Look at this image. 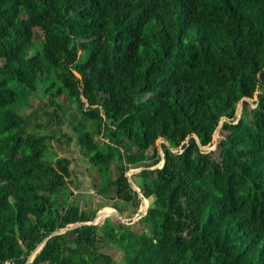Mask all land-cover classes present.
Here are the masks:
<instances>
[{"label": "trees", "instance_id": "1", "mask_svg": "<svg viewBox=\"0 0 264 264\" xmlns=\"http://www.w3.org/2000/svg\"><path fill=\"white\" fill-rule=\"evenodd\" d=\"M37 91L49 131L25 127ZM60 135L134 212L143 167L146 212L48 236L97 211L57 197ZM46 236L27 264H118L106 241L124 264H264V0H0V264Z\"/></svg>", "mask_w": 264, "mask_h": 264}, {"label": "rangeland", "instance_id": "2", "mask_svg": "<svg viewBox=\"0 0 264 264\" xmlns=\"http://www.w3.org/2000/svg\"><path fill=\"white\" fill-rule=\"evenodd\" d=\"M42 39V31L39 28L35 29V36H34V40L38 43L40 40ZM254 99L251 98L249 99V101L251 102ZM28 107L25 108L24 112L27 115V124L25 125L26 129L29 130H42V129H47V131H49L51 126H45V122L47 120L46 115L44 114V111L49 110L47 109V107L43 106V97L41 95V93L39 91H37L34 95H32L29 98L28 101ZM86 104V101H85ZM253 106V103L251 104ZM241 109V105L238 106V110L236 112L237 116L239 115V110ZM68 110H74V105L71 103L69 106L66 107V111ZM55 126V125H54ZM56 129L59 131L61 129V131H64V133H72L71 131V127L68 128L66 126L63 127H56ZM220 133L219 131H216L213 136H212V140L211 143L203 146L202 149L206 150V151H212V157L213 158H217V143L220 139ZM64 136L60 135L59 136V142H58V138L53 139L52 143L50 144V147L52 146L51 150H54L58 156H64L67 157L69 159V167L70 170L72 172V174L69 176L72 180V183L69 184L68 188H63L61 190L60 193H58V199H62L64 196H66L68 194V190L72 191V194L67 198L68 202H73L74 200V195H75V189H78V187L80 188H84V187H92L93 189V193H94V198L97 199L94 201V203L92 204L93 208H97V214H100V211L103 207H108L107 204L110 203V198H105L104 196L100 195L97 190L94 188V183H97L99 178L98 175L96 173L95 170L92 169L91 167V163L88 160V156H85L81 150L79 149V147H77V145H75L74 143L71 144H66L68 142H66V140H64ZM163 140L161 138L157 139L156 141V145L158 146ZM161 153V151H160ZM52 155V153H50V151H47V153L45 154V157H50ZM161 161L156 164L155 166H151L149 168H154V167H160ZM115 164H111L110 166V175L114 178L115 177ZM140 168V167H139ZM138 169V168H137ZM81 170L82 172L85 174L86 179L84 177L78 178L79 176L77 174H81ZM136 168H130L128 170H126L125 175L128 176L129 173H131V177L132 174H135ZM134 182V181H133ZM137 186V185H136ZM138 187V186H137ZM111 191V189H110ZM139 197V196H138ZM107 203V204H106ZM146 204V202H144ZM141 199H140V203L139 205L143 204ZM148 203H149V199H148ZM130 204V203H127ZM111 207V206H110ZM109 207V208H110ZM111 209H116V208H111ZM133 207L130 206V211L126 208L125 210L128 212L127 213H123V211H120L117 209V212L119 213L120 217L116 214H113V212L110 213H106L105 218H109L110 221H114L116 218L119 219L121 222L125 223V222H134L135 220H137L140 216V214H143L144 209H142V212H140V214H138L136 211H133ZM138 209V208H137ZM136 209V210H137ZM135 210V209H134ZM134 212V213H133ZM137 213V214H136ZM104 216V215H103ZM104 218V219H105ZM103 218H101V220L98 222H102ZM131 220V221H130ZM98 236L102 238V234L100 231L97 232ZM103 246L102 249L109 252L110 254L113 255V257L116 259V261L118 262V264H124V256L123 253L120 250H117L115 245L112 244L111 242H103ZM32 256V255H31ZM32 260V258H31ZM8 263V262H7Z\"/></svg>", "mask_w": 264, "mask_h": 264}, {"label": "crops", "instance_id": "3", "mask_svg": "<svg viewBox=\"0 0 264 264\" xmlns=\"http://www.w3.org/2000/svg\"><path fill=\"white\" fill-rule=\"evenodd\" d=\"M77 175L79 176L78 178L85 176V174L82 172V170H81V174H77ZM84 178L86 179V176ZM92 189H93L92 187H87V188L86 187H84V188L78 187V189H75V191H74L75 195H74L73 203L78 205L81 209L93 208L92 204L97 199L94 198V193H93ZM110 200H112V201H110V203H108V204L106 203L108 207L111 206L110 208H112V207L116 208L115 209L116 211H117V209L120 211H123L122 214L123 213L128 214V212L126 211L127 209L130 211V206H132L131 204H127L124 201H121L119 199H110ZM125 208H126V210H125Z\"/></svg>", "mask_w": 264, "mask_h": 264}, {"label": "water", "instance_id": "4", "mask_svg": "<svg viewBox=\"0 0 264 264\" xmlns=\"http://www.w3.org/2000/svg\"><path fill=\"white\" fill-rule=\"evenodd\" d=\"M240 111H241V109L239 110V114H240ZM161 155H162V152H161ZM160 161H161V164H162L163 160L161 159ZM141 168H143V167H140L138 169L136 168V171L135 172L139 171ZM127 178H128V181L130 182L132 188L137 192V195L140 197L142 203L146 202V206H145V209H144V212H143V214H144L146 212V210H147V207H148V199L142 196L139 187L136 186V184L133 182V180L131 178V173H129V175L127 176ZM136 212L138 214H140V212H142V205H139L138 206V209L136 210ZM113 214H116V215H118L120 217L119 213L115 209H113ZM105 216L106 215H104L102 217H99V215L96 213V215L94 216V218L92 220H90V221H81V222L71 223V224L67 225L66 227H63V228H60L58 230L52 231L48 236L53 235V234H57V233H62L64 231L68 230V229L74 228V227L79 226V225H82V224H96V223H98L101 220V218L104 219ZM46 239H47V236L41 240V242L31 252V254L27 258L25 264H27L28 262L31 261V258H33V256L35 255V253L42 247V245L44 244V242H45Z\"/></svg>", "mask_w": 264, "mask_h": 264}, {"label": "bare ground", "instance_id": "5", "mask_svg": "<svg viewBox=\"0 0 264 264\" xmlns=\"http://www.w3.org/2000/svg\"><path fill=\"white\" fill-rule=\"evenodd\" d=\"M145 206H146V204L144 203L143 206H142V209H145ZM107 212H108V213L113 212V209H111V208H109V207H103V208L101 209V211H100V214H98V215H99V217H102V216L105 215Z\"/></svg>", "mask_w": 264, "mask_h": 264}]
</instances>
